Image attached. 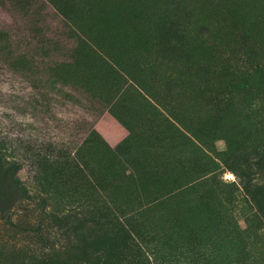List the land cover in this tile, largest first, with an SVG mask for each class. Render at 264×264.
I'll return each instance as SVG.
<instances>
[{
	"label": "rangeland",
	"instance_id": "374dc122",
	"mask_svg": "<svg viewBox=\"0 0 264 264\" xmlns=\"http://www.w3.org/2000/svg\"><path fill=\"white\" fill-rule=\"evenodd\" d=\"M201 24L236 32L209 48ZM0 155L32 195L0 174V264H35L27 222L75 213L104 177L124 179L119 215L162 237L152 264H200L207 246L213 264H264V0H0ZM214 189L233 190L229 213L202 199ZM78 223L96 236L84 261L106 232Z\"/></svg>",
	"mask_w": 264,
	"mask_h": 264
},
{
	"label": "trees",
	"instance_id": "16d2710c",
	"mask_svg": "<svg viewBox=\"0 0 264 264\" xmlns=\"http://www.w3.org/2000/svg\"><path fill=\"white\" fill-rule=\"evenodd\" d=\"M198 27L199 29H197L196 32L202 37L204 43L207 44L209 48L214 49L220 48L224 44L223 39L233 38L236 32L234 28L225 26L219 28L201 24ZM171 87L172 86L166 84L168 95L172 94ZM173 95H175V93H173ZM176 131L179 132L181 130L176 128ZM92 133L94 135L97 134L95 129L92 130ZM66 153H64L63 156L68 159L60 164L63 169L68 166L72 167L73 162L70 153ZM257 163L264 166V157L262 155H259ZM174 165V160H171V164L165 166V168H173ZM19 169L20 165L18 162L12 160L4 164V162L1 161L0 155V174L5 173L9 176L13 183V187H15L14 191H21L23 195L21 197L30 200L32 197L31 191L25 183L24 185L21 183L18 176ZM152 169H155V167ZM212 171L213 170H205L200 173V175L192 177L182 183L192 186H195L194 184L197 182L209 184V181L212 179L209 174ZM114 179L115 181H112L104 177L101 180H95L94 183L91 182V191L88 199L86 201L77 200L78 205L74 206L76 209L75 213L74 209L68 212L63 211V213H59L55 210L51 213L43 212L45 216L44 221H37V218L29 220L27 224H33V226H29L31 227L30 231L35 229L37 233L33 235H38L39 237V240L36 242L37 244L34 245V237L31 236L29 239L30 241L28 240V244L24 247L29 256V261H33L35 264H152L151 257L149 256H152V254L147 253L146 250L151 251L154 255H160V253L161 256L164 255L162 248L159 246V241L162 237L158 236L156 232H152L148 227L146 228L145 225L136 224L134 218L135 214L128 212L127 214L124 213L121 217L119 215L120 212L115 210L116 207L114 206H116L115 204L117 203L118 196L114 194L113 190L123 187L125 183L123 182L124 179L118 177H114ZM217 186L229 188L233 186V184L218 181ZM249 186L250 185H244L246 190H248ZM111 188L112 190H110ZM216 191L215 189L213 190L215 197L213 194V196L204 195L202 199H207L209 203H217L220 201L222 205H224V208L228 209L229 213V210L231 211L230 206L238 202V200L235 199L233 201V190H230L228 194L225 192L222 194L220 189ZM128 193V199L131 200L132 193ZM229 219L233 220L231 214ZM80 220L90 221L92 224L102 227L106 232L104 234L101 233L102 242L100 243V247L94 249L91 258L84 261L78 257L77 251L81 248L83 242H90L89 245H94L96 236L87 233L84 228L81 227V223H78ZM34 226L37 227L35 228ZM102 228L100 229L101 231H103ZM26 231L30 232L28 229ZM113 237L118 240L117 245L119 246L106 247L109 239ZM151 240H155L156 243L149 245V241ZM143 242L146 243V245H144ZM203 248L201 256H198L200 259L199 263L213 264V262L216 261L218 253L216 252V248L214 246ZM21 249L23 248L14 247V252L21 251ZM167 261L171 264L170 259ZM167 261L165 260L163 263L168 264Z\"/></svg>",
	"mask_w": 264,
	"mask_h": 264
},
{
	"label": "crops",
	"instance_id": "0c3cea01",
	"mask_svg": "<svg viewBox=\"0 0 264 264\" xmlns=\"http://www.w3.org/2000/svg\"><path fill=\"white\" fill-rule=\"evenodd\" d=\"M106 117H108V116H106V114L101 118V121H103V120H105L106 119ZM114 128L115 129H118V130H120L121 131V129H123L121 126H120V124H116V122H114ZM121 128V129H120ZM118 139V138H117Z\"/></svg>",
	"mask_w": 264,
	"mask_h": 264
}]
</instances>
